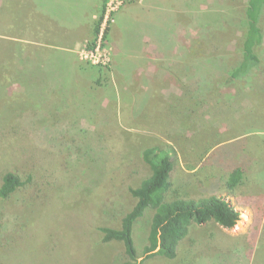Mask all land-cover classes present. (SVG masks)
Masks as SVG:
<instances>
[{
	"label": "rangeland",
	"instance_id": "374dc122",
	"mask_svg": "<svg viewBox=\"0 0 264 264\" xmlns=\"http://www.w3.org/2000/svg\"><path fill=\"white\" fill-rule=\"evenodd\" d=\"M94 1L0 0V186L7 171L24 180L0 199V264H264V9L255 63L233 76L248 0H107L97 37L103 0ZM140 1L151 17L130 8ZM70 5L77 17L62 15ZM113 24L116 53L157 64L133 51L146 28L145 45L158 44V67L172 73L167 87L148 76L151 64L133 80L117 76ZM185 34L188 69H208L209 86L186 89L173 76ZM166 143L177 151L168 199L216 195L249 221L192 224L173 259L145 252L153 208L123 239L102 230H124L130 188L152 173L142 152Z\"/></svg>",
	"mask_w": 264,
	"mask_h": 264
},
{
	"label": "trees",
	"instance_id": "16d2710c",
	"mask_svg": "<svg viewBox=\"0 0 264 264\" xmlns=\"http://www.w3.org/2000/svg\"><path fill=\"white\" fill-rule=\"evenodd\" d=\"M107 0H103L102 13L94 23V34L100 33L104 19ZM264 9V0H248L245 8L247 29L245 31L244 54L239 66L233 73L237 76L246 73L255 63L258 46L262 40L260 19ZM108 34L105 29L104 35ZM0 39V43H5ZM143 159L150 165L151 175L147 178L145 188H130L131 194L137 199L131 213L124 218L123 231L105 227L102 230L112 239H123L129 235L134 223L143 216L148 208L155 210L152 217L148 244L145 252H152L173 259L182 239L186 237L192 224H204L214 221L225 228H233L241 220V212L229 200L211 195L202 198H167V192L172 186L171 173L175 165L177 151L172 144L154 145L142 152ZM241 181L238 171L231 173L227 184L235 188ZM24 180L14 172L7 171L0 186V199H7ZM126 230V231H125ZM127 241H129L127 239ZM124 264H132L125 262ZM138 264H143L139 262Z\"/></svg>",
	"mask_w": 264,
	"mask_h": 264
},
{
	"label": "crops",
	"instance_id": "0c3cea01",
	"mask_svg": "<svg viewBox=\"0 0 264 264\" xmlns=\"http://www.w3.org/2000/svg\"><path fill=\"white\" fill-rule=\"evenodd\" d=\"M90 2H91V0H90ZM94 2H96V1L93 0V3ZM145 4H146L145 1H142V2L140 1L137 4H130V5L126 4V5H129L131 9H132V7L135 8V5L136 6H143L144 16L145 17H151L153 15V13L149 9L145 8ZM126 5H123L118 10L117 15H116V21L114 22V24L117 22L118 13ZM81 6H83V5H81ZM81 8H82V10L84 9L83 7H81ZM88 8L93 9L89 6H88ZM75 10H76V5L67 6L62 15H64V16L67 15V17H69V18H70V16H76L77 17L80 14V12H75ZM87 23L88 22H86V25H89ZM114 24L110 27V30H109V41L114 48L113 64L115 67L118 66V68H121L120 72L118 71L119 74L117 76H119L122 81H125V80H133V78H130V76H129L132 74V71H135L136 73H139L140 75L141 74L144 75L145 69H144L143 63H146V62L143 59L141 61L129 60L128 58H126L125 53L123 54V56L116 53V49L114 47V33L112 32ZM176 30H177V28H176ZM146 33H147L146 28H144L143 30L138 32V37L135 40V43H134L135 47H134L133 51L138 52L139 56H141V57L145 56L146 58H148L150 60L154 58L153 62H155L157 64L149 63V62L146 63V64H151L149 67L148 76L154 75V80L159 81V84L161 86L160 90H161L164 87H167V85L164 82H167L168 79L172 78V76H171L172 73L169 75L168 78H166L164 76L165 75L164 69H166V67H162V66H161V68L158 67V63L161 61L159 58V57H161V55L158 51V44L153 43L151 45H145V42L147 40H149L148 35H146ZM169 35H171V34H169ZM192 36H193V34H192ZM170 37L171 36H169V38ZM154 38H155L154 41H156L155 35H154ZM188 39L189 38L186 36V34L181 36L180 40L183 42L182 46H184V48H182L181 50H179L178 48L177 49L175 48L176 51L174 52L173 60H169L171 63L173 61L179 67L178 68L179 72L175 70L173 76L175 78H177L176 79L177 81L184 84V87L186 89L202 88V85H205V83L208 84V86H209V70L208 69H205V70L202 68L199 69V67L196 70L194 68L188 69L187 59H188L189 55L187 53V49L185 48V46H188V44H187ZM168 40H171V39H168ZM184 41H185V43H184ZM189 41H192V39H190ZM58 47H61V45H59ZM122 57H123V61L121 63H118V59H121ZM169 58H171V57H169ZM202 64H203V62L201 63V65ZM183 69H184V71H183ZM205 78H206V80H205ZM194 83H197V84L195 85ZM135 96L136 95L134 94V98H135ZM235 207L237 209H241L239 205H236Z\"/></svg>",
	"mask_w": 264,
	"mask_h": 264
},
{
	"label": "bare ground",
	"instance_id": "6f19581e",
	"mask_svg": "<svg viewBox=\"0 0 264 264\" xmlns=\"http://www.w3.org/2000/svg\"><path fill=\"white\" fill-rule=\"evenodd\" d=\"M248 225L249 224V221H247L246 219V215L244 214L242 217H241V220H240V226H245V225Z\"/></svg>",
	"mask_w": 264,
	"mask_h": 264
}]
</instances>
